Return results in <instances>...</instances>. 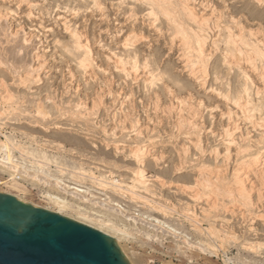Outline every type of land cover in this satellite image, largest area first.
Wrapping results in <instances>:
<instances>
[{"label": "rangeland", "instance_id": "1", "mask_svg": "<svg viewBox=\"0 0 264 264\" xmlns=\"http://www.w3.org/2000/svg\"><path fill=\"white\" fill-rule=\"evenodd\" d=\"M81 1L38 0V5L33 8L36 18L29 17L28 1L0 0V58L5 62L15 60V65L36 66L43 58L36 60V55L41 56L43 49L49 51L46 53L48 67L41 71L44 82L40 84H24L23 87L19 76L11 73L13 68L0 65V88L3 86L0 97L7 93L12 96V101L8 102L0 98V113L3 111V116L0 114V140L5 141L2 134L16 135L23 148L15 151L16 158L36 162L34 169L17 174L20 176L17 185H12L10 171L0 169V191L13 193L26 202L74 220L82 219L80 222L90 223L99 230L109 229V235L120 238L115 237L132 264H264V198L258 196L259 186L250 191L255 205L233 207V200L225 199V202H231L220 217H205V212L201 211L209 200L207 195L196 201L189 193V186L195 184L199 169H213L217 165L215 169H221L223 179L226 175L228 179L225 180L232 181L235 159L238 158L236 148L254 144L262 136L260 134H264L263 128H255L240 118L237 124L241 129L231 133L236 135L232 137L238 144L236 141L229 143L231 134L224 130L236 123L233 121L236 108L217 94L218 90L231 94V90L233 93L247 81L254 82V87L257 85L252 92L258 99L255 92L263 86V80H258V76L264 70V56L257 53L253 56L250 52L251 56L247 53L250 49L247 44L240 45L241 56L239 51L234 54L230 47L226 48L225 41L227 26H230L234 36H245L251 43L260 40L259 47L263 46L264 50V0H188L196 14L206 16L208 25H205L210 28L206 31L204 48L205 54L212 53L204 58L206 72L198 74L190 71L192 67L184 65L186 54L181 41L189 32L176 31L163 16L155 23L154 16H147L149 10L143 1L98 0L97 4L94 0ZM76 9L80 12L77 15L73 14ZM64 22L89 33L95 65L87 74L81 73L73 62L72 65L62 63L64 55L60 53L63 48L58 46L57 40L68 39ZM239 30L240 36L237 35ZM131 32L137 36L126 45L124 38L127 39ZM30 34L35 40L27 44L25 38L29 39ZM215 37L219 48L213 44ZM134 54L141 66L137 65V72L132 76L118 70L116 60ZM251 59L257 63L250 62ZM230 60L235 65H231ZM254 66L256 69L253 70ZM69 67L75 68L76 75L72 79L68 78ZM48 69L53 71L51 78V71L45 74ZM60 69L64 70V76ZM52 92H56V99L49 95ZM62 93L72 99L73 105L78 101L82 103L75 108L76 113L88 105V116H76L72 120L62 114L64 109L59 105ZM231 106L232 121L228 112ZM135 145L140 148L144 145L142 149L149 150L141 166L145 169L147 184L152 188L147 200L131 197L139 169L136 160L130 156L131 148L138 147ZM255 148L252 145V149ZM29 150L35 154H27ZM212 150H219L218 156ZM261 154L264 153H258V156ZM40 162H47L44 174L38 173ZM253 167L239 171L241 177L248 173V186L253 181L254 185H260V171L264 172V167ZM162 179L168 182L162 185ZM229 184L232 188L238 186L234 180ZM261 188L264 193V187ZM52 195L61 197L66 206L54 203L50 199ZM257 244H261V250L256 249Z\"/></svg>", "mask_w": 264, "mask_h": 264}, {"label": "bare ground", "instance_id": "2", "mask_svg": "<svg viewBox=\"0 0 264 264\" xmlns=\"http://www.w3.org/2000/svg\"><path fill=\"white\" fill-rule=\"evenodd\" d=\"M20 2H23V1H28L29 3V7H31L30 11H29V17H38L34 11V7H36L38 5V0H19ZM81 1V0H80ZM93 1V0H92ZM98 0H94V3L97 4L99 2H97ZM138 1V0H137ZM136 1V3H137ZM144 2L145 5H147L148 7V12H147V16H154L153 18L155 19V23L156 21L159 19V16H163L162 18L163 19H167V21L172 25L174 26V29L176 31H181V32H189L187 35V38L182 40L181 42H183V48H184V51H185V54H186V63L184 65L187 64V66H190L192 67L193 70H190L192 72H197V74L199 72H203L205 71L206 72V68H205V65H207V63L204 65V58H205V55H211L212 52L208 53L206 50V54H205V41L207 40V33L206 32L208 29V26L206 27V25H208L206 23V20L207 18H205L206 16H201V15H198L196 14L195 12V9L194 7L191 6V4L189 3L188 0H141ZM82 2V1H81ZM85 2V1H84ZM101 2V1H100ZM121 2V0H120ZM142 2V3H143ZM86 3V2H85ZM139 3V1H138ZM141 3V4H142ZM69 4V3H67ZM102 4V3H101ZM101 4L99 6H101ZM125 4V3H124ZM143 4V5H144ZM119 5V4H118ZM66 6V5H64ZM68 6V5H67ZM83 6V5H82ZM86 6V5H85ZM120 6V5H119ZM132 6V5H129V7ZM135 6V5H133ZM141 6V5H139ZM42 7V6H41ZM71 7V6H70ZM122 7V6H121ZM64 8V7H63ZM68 8V7H67ZM120 8V7H119ZM131 8V7H130ZM129 8V9H130ZM243 8V7H242ZM133 9V8H132ZM145 9V8H144ZM62 10V9H60ZM68 10V9H67ZM66 10V11H67ZM123 10V9H122ZM213 11V10H212ZM216 11V9H215ZM70 12V11H69ZM73 12V11H72ZM122 12V11H121ZM79 10L77 11V9L75 10V12H73V14L77 15L79 14ZM129 13V12H128ZM39 14V12H38ZM204 15V14H203ZM4 16V15H3ZM210 16V15H208ZM220 16V15H219ZM165 17V18H164ZM183 17L185 18V20L183 19ZM2 18V16H1ZM150 18V17H149ZM148 18V19H149ZM209 18V17H208ZM220 18V17H217V19ZM151 20V19H150ZM162 20V19H161ZM161 20H159L161 22ZM153 22V21H152ZM158 22V21H157ZM167 22V23H168ZM219 22V21H217ZM238 22V21H237ZM6 23V22H5ZM162 23H164L162 21ZM206 23V25H205ZM216 23V21H215ZM234 23V22H233ZM232 23V24H233ZM216 24H219V23H216ZM231 24V23H230ZM6 25V24H5ZM64 25V29L67 33V36H68V39L66 41H61V40H57V43H58V46L60 48H63L62 49V52L63 53H60V54H63V58H62V63L63 62H66L67 64L68 63H72L73 64H77V67L82 71L81 73H86L88 71H90L92 68H93V59L94 57L91 58L92 54H91V42L89 40V33L85 30H81V28L77 27V26H72L71 24H68V22H64L63 23ZM155 25V24H154ZM164 25V24H163ZM226 25V24H225ZM1 26V25H0ZM10 26V25H9ZM166 26V25H164ZM169 26V25H168ZM187 26V27H186ZM223 26V25H222ZM154 27V26H153ZM161 27V26H160ZM189 27V28H188ZM214 27H217V26H214ZM213 27V28H214ZM240 26H238L239 28ZM3 28H6V27H3ZM165 28V27H164ZM167 28V27H166ZM165 28V29H166ZM169 28V27H168ZM208 28V29H207ZM212 28V29H213ZM217 28H220V27H217ZM216 28V29H217ZM228 28V29H227ZM227 31H228V36H227V39L225 41V45H226V48H231L230 50L235 54V52L239 51V55L241 56V54L243 53V51H240L239 50V47L240 45L242 44H247L250 46V49H248L247 53L250 54L253 53L255 56V53L257 54H261L262 56H264V50L262 49V47L260 48L259 47V41L256 42V43H251L250 41H248V39H245V36L242 37L240 36L241 35V32L239 30L238 34L240 37H236L234 36L235 34L233 33V30L230 26H227ZM7 29V28H6ZM172 29V28H170ZM242 29V27H241ZM2 30V29H1ZM18 30V29H16ZM90 30V29H89ZM218 30V29H217ZM225 30V29H223ZM243 30V29H242ZM162 31V30H161ZM160 31V32H161ZM213 31V30H212ZM219 31V30H218ZM4 32V31H3ZM7 32V30H6ZM137 32V31H135ZM174 32V31H173ZM215 32V31H214ZM17 32L14 33V36L17 37L18 34H16ZM27 33V32H26ZM164 33V32H163ZM210 33V32H209ZM220 33V32H219ZM227 33V32H226ZM243 33V32H242ZM13 34V33H12ZM28 34V33H27ZM178 34V33H177ZM244 34V33H243ZM3 35V34H1ZM6 35V34H4ZM20 35V34H19ZM182 35V34H180ZM216 35V34H215ZM224 35V34H223ZM227 35V34H226ZM137 35L136 34H131L129 33V35L127 34V39L124 38L125 40V44H129L132 42V40H135L133 39L132 37H136ZM139 36V35H138ZM185 36V35H184ZM185 36V37H186ZM222 36V35H221ZM29 39L28 38H25V42H27V44H31V43H34V40H35V37L34 35L30 34L29 35ZM173 37V36H172ZM179 37V35H178ZM209 37V35H208ZM219 38V36H217ZM225 38V35L223 36ZM223 38V39H224ZM91 39V38H90ZM216 39V40H214ZM221 39V38H219ZM257 39V38H255ZM141 40V39H140ZM127 41V42H126ZM138 41V40H136ZM213 44H215L216 46H218V43H217V38H213ZM262 41V40H261ZM46 42V41H45ZM180 42V44H181ZM56 43V44H57ZM207 44V43H206ZM211 44V43H210ZM44 45V44H43ZM221 45V44H220ZM49 45H47L48 47ZM130 46V45H129ZM208 46V45H207ZM210 46V45H209ZM180 48V47H179ZM182 48V49H183ZM213 48V47H212ZM219 48V46H218ZM225 48V47H224ZM245 48V47H244ZM246 49V48H245ZM20 50V49H19ZM225 50V49H224ZM51 51V50H50ZM229 51V50H228ZM226 51V52H228ZM229 51V52H231ZM4 52V51H3ZM8 52V51H7ZM61 52V51H60ZM220 52V51H219ZM241 52V53H240ZM245 52V50H244ZM46 53H49L48 50H44L43 49V53L41 54V56L39 55H36L37 56V59L40 58V57H43L42 59L40 58V61L39 63L35 66L34 64H29V65H26L25 63H21V64H18V65H15V60L12 61V62H5L4 59H2V57L0 58V65L2 66V64H5L6 66H8L9 68H13V72L11 73H14L15 75H18L19 76V79L21 83H23V87L25 86L24 84L26 85H30L31 83H37V84H40L41 82H44L42 81V76H41V71L44 70V67L47 68L48 66L46 65L47 64V59L48 56H46ZM93 53V52H92ZM135 53V52H134ZM8 54V53H7ZM184 56L185 54L182 53ZM234 54H230V55H234ZM20 55V54H19ZM246 55V54H245ZM252 56V54H250ZM250 55H248L250 57ZM1 56V55H0ZM8 56V55H7ZM124 56V55H123ZM130 56V55H129ZM128 56V57H129ZM236 56V55H235ZM247 56V55H246ZM245 56V57H246ZM6 57V56H5ZM60 57H62L60 55ZM208 57V56H207ZM231 57H234V56H231ZM238 57V56H237ZM235 57V58H237ZM59 58V57H58ZM210 58V57H209ZM244 58V57H241V59ZM252 58V57H250ZM257 58V57H256ZM207 59V58H206ZM246 59V58H245ZM253 59V58H252ZM251 61L250 62H255V61ZM43 60V61H42ZM147 60V59H146ZM236 60V59H235ZM238 60V59H237ZM248 60V59H247ZM254 60V59H253ZM264 60V58H263ZM230 64L231 65H235L234 61L230 60ZM239 61V60H238ZM242 60H240L241 62ZM248 61V64L250 63ZM138 62L139 60L137 59V55L134 54L133 56L127 58V59H123V57L119 58L116 60V67L118 68V70H120L121 72L123 73H126V74H132L133 76V73H136L137 72V65H138ZM234 62V63H233ZM247 62V61H245ZM261 62V61H260ZM8 63V65H7ZM209 63V62H208ZM227 63V62H226ZM257 62H255L256 64ZM28 64V63H27ZM130 64V65H128ZM149 64V63H148ZM148 64H145V65H148ZM228 64V63H227ZM239 64V63H238ZM255 64H251V65H255ZM4 65V66H5ZM46 65V66H45ZM65 65V64H63ZM72 65V64H71ZM95 65V64H94ZM96 65H99V64H96ZM213 65V64H212ZM230 65V66H231ZM241 65V64H240ZM250 65V66H251ZM3 66V67H4ZM75 66V65H74ZM229 66V65H228ZM229 66V67H230ZM257 66V65H256ZM62 67V66H61ZM95 67V66H94ZM98 67V66H97ZM138 67L140 68L141 66L138 65ZM147 66H144V68H146ZM233 67V66H231ZM237 67V66H236ZM242 67V66H240ZM253 67V66H252ZM255 67V66H254ZM100 68V67H99ZM138 68V69H139ZM144 68L142 70H144ZM158 68V67H157ZM188 68V67H187ZM74 67L71 68L69 67V77L67 75V77L69 79H72L75 77L76 75V72L74 71ZM225 69V68H224ZM237 69V68H235ZM241 69V68H240ZM256 69L253 68V70ZM9 70V69H8ZM99 70V69H98ZM101 70V69H100ZM149 70V69H147ZM157 70V69H156ZM51 71V69H48L45 74H49V72ZM60 71H62V76H64V70L63 69H60ZM249 71L251 72V70L249 69ZM10 72V70H9ZM24 72V73H22ZM66 72V71H65ZM152 72V71H151ZM154 72V71H153ZM204 72V73H205ZM241 72V71H240ZM68 73V72H67ZM91 73V72H90ZM148 73V72H146ZM256 73V72H255ZM43 74V72H42ZM51 74L52 76H49L50 78L53 77V71H51ZM94 74V73H93ZM201 74V73H200ZM203 74V73H202ZM250 74V73H249ZM22 75V76H20ZM194 75V74H193ZM206 75V74H205ZM209 75V74H208ZM257 75V74H256ZM47 76V75H46ZM95 76V74H94ZM156 76V75H155ZM196 76V75H195ZM200 75H198L199 77ZM66 77V75H65ZM146 77V76H145ZM159 77V76H158ZM204 77V76H202ZM201 77V78H202ZM227 77V76H226ZM230 77V76H229ZM228 77V79H229ZM257 77V76H256ZM260 77L258 80H263V86L262 88L256 90L255 92V95L258 97L257 98H254V94L252 92V88L254 87L253 83H250V82H245L244 84H241L238 85L241 86L240 88H237L233 93H232V90H231V94L229 93H226L224 92V90H218L217 94H219L221 96V98H226L229 102H230V105H233V107L236 108V115H235V119L233 120L234 122L236 121V123L231 126L230 128H227L224 130V133H228V135H230L231 133H234L236 132L235 130L236 129H241L239 128L240 126L237 124V120H239L240 118L244 119L246 122H250L251 125L255 128H263L264 130V70H262L261 72V75L258 76ZM18 78V77H17ZM150 78V77H149ZM204 78H207V77H204ZM203 78V79H204ZM219 77H217L218 79ZM242 77H240L241 79ZM262 78V79H261ZM133 79V78H132ZM134 79H137L134 77ZM143 79V78H142ZM148 78H146L147 80ZM202 79V80H203ZM255 79V78H254ZM253 79V80H254ZM223 80V79H222ZM221 80V81H222ZM234 80V79H233ZM247 80V79H246ZM3 81V80H2ZM250 81V79H249ZM8 82V81H7ZM218 82H219V79H218ZM224 82V81H223ZM228 82V81H227ZM231 82L233 83V81L231 80ZM239 82V81H238ZM17 83V82H16ZM3 84V83H2ZM149 84V83H148ZM225 84V83H224ZM5 85V84H4ZM9 85V84H8ZM216 85V84H215ZM223 85V84H222ZM2 86V85H1ZM10 86H12L10 84ZM17 86V85H15ZM224 86V85H223ZM226 86V85H225ZM231 86V85H230ZM257 86V85H256ZM255 86V87H256ZM261 86V85H260ZM3 87V86H2ZM1 87V88H2ZM6 87V86H5ZM18 87V86H17ZM222 87V86H221ZM254 87V88H255ZM0 88V89H1ZM213 88V87H212ZM216 88V87H215ZM257 88V87H256ZM224 89V88H223ZM10 90V89H9ZM8 91V90H7ZM56 91V90H55ZM215 91V90H213ZM217 91V90H216ZM1 93V92H0ZM13 93V92H12ZM33 94H35L33 91H32ZM56 92H52L51 94H49L53 99H56V95H55ZM4 95V94H3ZM218 95V97H219ZM26 96V95H25ZM11 93H7L5 94L4 96L0 97L2 98V100H4L3 98H5L4 101L7 100L10 101L11 100ZM15 98V96H14ZM13 99V98H12ZM30 99V98H29ZM258 101H257V100ZM17 100V99H16ZM12 101V100H11ZM14 101V100H13ZM59 105L62 106V109H64V112L62 114L64 115H68V117H71L72 120L75 119L76 116H80V117H85L87 115V111H89L86 107L88 106L87 104H85V108L79 112V113H76V109L75 108H78L79 105H80V101H78V103H76L75 105H73L72 103V99L70 98H67L65 97L64 93L61 94V98L59 99ZM94 103V102H93ZM82 104V103H81ZM95 105V104H94ZM184 105V104H183ZM229 105V106H230ZM92 106V105H91ZM191 106V105H190ZM95 107V106H93ZM92 107V108H93ZM232 107V106H231ZM233 107L232 109L230 108V111L228 109V112H229V117L231 118L230 120L232 121V118L233 116L231 115L233 113ZM42 108V107H41ZM91 108V107H90ZM42 110V109H41ZM97 110V108H96ZM95 110V112H96ZM45 111V110H44ZM93 111V109H92ZM182 111V110H181ZM3 112V111H2ZM1 112V113H2ZM0 113V114H1ZM77 114V115H76ZM224 114H225V111H224ZM2 115V114H1ZM40 115V114H39ZM90 115V114H89ZM191 115V114H190ZM3 116V115H2ZM88 116V115H87ZM228 116V115H226ZM232 116V117H231ZM194 117V115L192 116ZM5 118V117H4ZM86 118V117H85ZM88 118V117H87ZM78 119V118H76ZM186 119V118H185ZM189 119V118H188ZM187 119V120H188ZM80 120V119H79ZM193 121V120H192ZM30 122V121H29ZM88 122V121H87ZM182 122V121H181ZM184 122V120H183ZM188 122V121H187ZM230 122V121H229ZM28 123V122H26ZM190 123V122H189ZM193 123V122H191ZM239 123V122H238ZM188 124V123H186ZM201 124V123H200ZM229 124V123H228ZM193 125V124H192ZM196 125V124H194ZM241 125V124H240ZM229 126V125H228ZM184 127V125H183ZM187 128V126H185ZM195 127V126H193ZM192 127V128H193ZM202 127V126H201ZM41 128H44V126H42ZM185 128V129H186ZM190 128V126H189ZM188 128V130H189ZM244 128V127H243ZM249 128V127H248ZM191 130V129H190ZM193 130V129H192ZM179 131V130H178ZM182 131H185V130H182ZM242 131V130H241ZM257 131V130H256ZM1 132V131H0ZM189 133V131H186ZM223 132V131H222ZM244 132V131H243ZM247 132V131H246ZM260 132V131H259ZM139 133V132H138ZM180 133V132H179ZM251 133V132H249ZM248 133V134H249ZM264 133V132H263ZM141 134V133H140ZM223 134V133H222ZM189 135V134H187ZM192 135V134H191ZM233 134H231V137H232ZM262 135V136H261ZM2 136L5 138V141H2L0 140V169H4V170H8L12 173V185H17L18 181L17 179L20 178V176H17L18 173L20 172H26V170H31V169H34L36 166H35V163L33 162H30V160L28 161L26 158H23L21 159V161H19V159L16 158L17 155H15V151H21V149H23L21 147V145L18 143V138L16 135H8V134H2ZM234 137H236V135H233ZM261 137L257 138V140L254 142V144H251L248 143V145H242L241 147H237V145H235L236 148V154L238 156V158L235 159V166H234V176H233V180L236 184H238V186L236 188H232L231 186H228L230 185L229 183H231L232 181L229 180L226 181L225 179H228L225 175V178L223 179L222 175H221V169H215L217 167V165H215L216 167L214 168L213 166V169L212 167L210 169H199V174L197 175V180H195V184L193 186H189V190H190V196L192 198H194L196 201L199 200L201 197H204V195H207L209 200L205 206V204H203V207H202V212L204 213L205 212V217H220L222 216V213L223 211H226L228 210L229 208V205L228 203H230L229 201L225 202V199H232L233 200V207H250L251 205H255V202L253 201L252 199V196H251V190L252 188L254 189H257L256 186H259V191L260 193H258V196L259 198L261 199L262 197L264 198V193L262 192L263 188L261 187H264V172L260 171L261 175L259 176V183L260 185H257L255 184L254 185V181L250 184V186H248L246 183V179L248 180V173L243 177H241V174L239 171L243 172V171H246V170H243L244 169H251L253 166H261V167H264V154L261 156H258V153H264V134H260ZM226 137H227V134H226ZM225 137V138H226ZM230 137V138H231ZM243 138V137H242ZM252 138V137H251ZM201 139V138H200ZM227 139V138H226ZM241 139V137H240ZM255 139V138H253ZM247 140V139H246ZM252 140V139H251ZM118 141V140H117ZM198 141V140H197ZM233 141H236L233 137L232 139H228V142L229 143H232ZM240 141V140H239ZM244 141V140H243ZM194 142V141H193ZM199 142V141H198ZM224 142V141H223ZM237 142V141H236ZM234 142V143H236ZM138 143V142H137ZM199 144V143H198ZM238 144V142L236 143ZM229 145V144H228ZM252 145L256 146L255 149H252ZM117 146V145H116ZM120 146V145H119ZM135 146H138V147H135L131 148V155L129 153L130 156H132L136 162L138 163L139 165V169H138V173H137V178L135 179L134 183V189H129L131 190V194L133 196L131 197H135V198H138L140 200H147V199H150L149 195H151V189L149 184H147V180L145 179L144 177V173H145V169L144 167H141L145 161V155H146V152H148L149 150L146 148V149H142L144 148V145H142L143 147L140 148V145H135ZM147 146V145H146ZM26 148V147H25ZM229 148V147H228ZM228 148H226V150H228ZM27 149H30L27 147ZM26 149V150H27ZM118 149V148H117ZM204 149V148H203ZM202 149V151H203ZM151 150V149H150ZM184 150V149H183ZM230 150V149H229ZM213 151V150H212ZM211 151V153H212ZM232 151V150H231ZM28 153L27 154H35V151L33 150H29L27 151ZM204 152V151H203ZM215 151H213L214 153ZM23 153V152H22ZM189 153V152H187ZM216 156L217 153H219V150L218 152L216 151ZM214 153V154H215ZM25 155V154H24ZM236 156V155H235ZM236 156V157H237ZM131 157V158H132ZM20 158V157H19ZM47 158V157H46ZM41 163V162H40ZM44 163V162H43ZM47 164V162H46ZM46 164H39L38 165V173H41V174H44V170L46 169ZM203 167V166H202ZM206 167V166H205ZM222 167V166H220ZM206 168H209V167H206ZM254 168V167H253ZM252 168V169H253ZM251 169V170H252ZM255 169V168H254ZM257 170V169H256ZM263 170V169H262ZM250 171V170H248ZM223 172V171H222ZM252 172V171H251ZM257 172V171H256ZM233 173V172H232ZM245 173V172H244ZM253 173V172H252ZM223 174V173H222ZM254 175H257L254 173ZM16 176V177H15ZM40 176V175H38ZM232 176V175H231ZM252 176V175H251ZM22 177V176H21ZM230 177V176H229ZM258 177V176H257ZM231 178V177H230ZM167 179V178H166ZM253 179V178H252ZM102 180V179H101ZM103 181V180H102ZM162 185H165L168 181H165V179H162L160 180ZM251 181V180H250ZM234 184V183H233ZM231 184V185H233ZM261 186V187H260ZM140 187V188H139ZM187 186H184V188H186ZM256 187V188H255ZM133 188V186H132ZM136 188H139V190H136ZM182 188V187H181ZM126 189V188H124ZM187 189V188H186ZM128 190V191H129ZM126 191V190H125ZM253 191V190H252ZM129 193V192H127ZM207 198V197H205ZM205 198L203 200V202L205 201ZM50 199L64 207L66 206L65 204V201L59 197L58 195H52L50 196ZM157 203V202H155ZM159 203V202H158ZM232 204V203H231ZM160 205V204H158ZM162 207V204L160 205ZM205 206V207H204ZM252 207V206H251ZM255 207V206H253ZM163 208H168V207H163ZM246 208L244 209L246 211ZM238 209V208H237ZM243 209V208H242ZM250 209V208H249ZM233 211H235L234 209H232ZM243 210V211H244ZM254 210V209H253ZM259 210V209H258ZM264 210V209H263ZM231 211V210H230ZM229 211V213H230ZM241 212V211H239ZM198 213V212H197ZM236 213V212H235ZM246 213V212H245ZM250 213V212H249ZM253 213V212H252ZM264 213V212H263ZM262 213V214H263ZM199 214V213H198ZM197 214V215H198ZM195 215H196V211H195ZM204 215V214H203ZM201 217H204L201 215ZM224 218V217H223ZM204 219V218H203ZM202 219V220H203ZM82 220V219H81ZM79 220V221H81ZM194 220V219H193ZM199 220V219H198ZM196 219V222L198 221ZM83 221V220H82ZM200 221V220H199ZM198 221V223H200ZM213 221V220H212ZM211 222V221H209ZM83 223V222H82ZM213 222H211L212 224ZM196 224V223H195ZM88 225H91L90 223ZM201 225V223L199 224ZM197 227H201V226H198V224H196ZM97 227V226H96ZM212 227V226H211ZM210 227V228H211ZM102 228V227H101ZM100 229V228H99ZM214 229V227H213ZM103 230V232L109 234L108 231H110L109 229H106L108 231H104L105 229H101ZM116 237V236H114ZM118 238V237H116ZM120 240V238H118ZM256 249L258 250H261V244H257L256 245ZM202 250V249H201Z\"/></svg>", "mask_w": 264, "mask_h": 264}, {"label": "water", "instance_id": "3", "mask_svg": "<svg viewBox=\"0 0 264 264\" xmlns=\"http://www.w3.org/2000/svg\"><path fill=\"white\" fill-rule=\"evenodd\" d=\"M0 264H132L118 240L0 191Z\"/></svg>", "mask_w": 264, "mask_h": 264}]
</instances>
